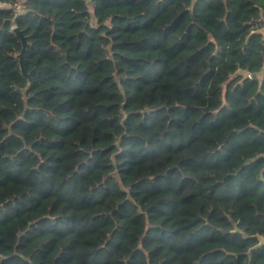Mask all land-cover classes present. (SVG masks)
Instances as JSON below:
<instances>
[{
  "label": "trees",
  "instance_id": "obj_1",
  "mask_svg": "<svg viewBox=\"0 0 264 264\" xmlns=\"http://www.w3.org/2000/svg\"><path fill=\"white\" fill-rule=\"evenodd\" d=\"M22 5L0 9V264H264V0Z\"/></svg>",
  "mask_w": 264,
  "mask_h": 264
},
{
  "label": "clouds",
  "instance_id": "obj_2",
  "mask_svg": "<svg viewBox=\"0 0 264 264\" xmlns=\"http://www.w3.org/2000/svg\"><path fill=\"white\" fill-rule=\"evenodd\" d=\"M24 2H25V0H17V2H13V0H6V2H5V0H0V9L16 8L18 10L17 14H20V11H22V10L19 8V5L23 4ZM86 10L90 13H93V15H94V9H92L91 7H89ZM41 14H43V13H41ZM260 19L264 20V9L261 10ZM14 20H15V16L13 17V21ZM93 23L95 24V18H94ZM16 27H17V25L13 22L12 28L15 29ZM260 31L262 33H264V28H262ZM262 72H264V69H262ZM238 74H240L239 71L236 73H231L228 75V78L224 81L223 85H221L223 91L227 90L229 82L233 81L235 79L236 75H238ZM252 74L253 73L249 72V73H246L245 75L247 76V78H251ZM241 83H242V81H241ZM120 90H121V92H123L122 88ZM221 99H223V95H222ZM161 106L163 107V105H161ZM122 107H123V102H121V108ZM149 110L150 109H144V111H149ZM126 115L127 114L125 113L124 118H126ZM121 125H123V118L121 119ZM125 134H128L127 131H123V132L116 134L115 139L112 141V143L116 145L117 151H121L118 142H119L120 137L125 135ZM115 155H116V153H113L112 157L109 158L113 164L116 163L115 160L113 159ZM124 191H127V189L125 188ZM235 230H236L235 228L232 229V231H235ZM262 239H264V238H262Z\"/></svg>",
  "mask_w": 264,
  "mask_h": 264
},
{
  "label": "water",
  "instance_id": "obj_3",
  "mask_svg": "<svg viewBox=\"0 0 264 264\" xmlns=\"http://www.w3.org/2000/svg\"><path fill=\"white\" fill-rule=\"evenodd\" d=\"M14 32L16 33V35L20 38L22 45H23V49L22 51L18 54V57L20 59V65H21V69L22 72L25 76L28 77L29 81L31 80L30 74L26 72L24 65H23V57H24V50L27 46L28 40H27V36L24 34V31H22L19 27H16L15 29H13ZM237 231H239V229H237ZM244 234V233H243ZM259 240H260V244L259 245H264V236L263 235H259L258 236Z\"/></svg>",
  "mask_w": 264,
  "mask_h": 264
},
{
  "label": "built area",
  "instance_id": "obj_4",
  "mask_svg": "<svg viewBox=\"0 0 264 264\" xmlns=\"http://www.w3.org/2000/svg\"><path fill=\"white\" fill-rule=\"evenodd\" d=\"M22 7H23V5L22 4H20L19 5V8L22 10ZM16 12L18 11L16 8H13ZM260 21H261V26H260V29H262V28H264V20H261V19H259ZM263 65H264V60H263ZM264 67V66H263ZM254 75H252L251 77H253Z\"/></svg>",
  "mask_w": 264,
  "mask_h": 264
},
{
  "label": "crops",
  "instance_id": "obj_5",
  "mask_svg": "<svg viewBox=\"0 0 264 264\" xmlns=\"http://www.w3.org/2000/svg\"><path fill=\"white\" fill-rule=\"evenodd\" d=\"M263 69H264V68H263ZM260 74H261L262 76H264V72H261Z\"/></svg>",
  "mask_w": 264,
  "mask_h": 264
},
{
  "label": "rangeland",
  "instance_id": "obj_6",
  "mask_svg": "<svg viewBox=\"0 0 264 264\" xmlns=\"http://www.w3.org/2000/svg\"><path fill=\"white\" fill-rule=\"evenodd\" d=\"M260 78H264V76H262V75L260 74Z\"/></svg>",
  "mask_w": 264,
  "mask_h": 264
}]
</instances>
